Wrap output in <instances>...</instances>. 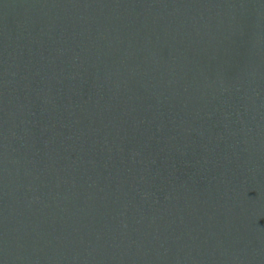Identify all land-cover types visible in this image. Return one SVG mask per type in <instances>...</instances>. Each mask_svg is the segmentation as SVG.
<instances>
[{
  "label": "water",
  "instance_id": "95a60500",
  "mask_svg": "<svg viewBox=\"0 0 264 264\" xmlns=\"http://www.w3.org/2000/svg\"><path fill=\"white\" fill-rule=\"evenodd\" d=\"M0 264H264V0H0Z\"/></svg>",
  "mask_w": 264,
  "mask_h": 264
}]
</instances>
